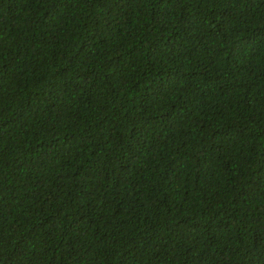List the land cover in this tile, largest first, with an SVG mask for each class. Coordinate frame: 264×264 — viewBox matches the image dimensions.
Listing matches in <instances>:
<instances>
[{"label": "trees", "instance_id": "1", "mask_svg": "<svg viewBox=\"0 0 264 264\" xmlns=\"http://www.w3.org/2000/svg\"><path fill=\"white\" fill-rule=\"evenodd\" d=\"M0 264H264V0H0Z\"/></svg>", "mask_w": 264, "mask_h": 264}]
</instances>
